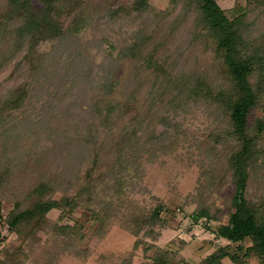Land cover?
I'll return each mask as SVG.
<instances>
[{
  "label": "trees",
  "instance_id": "16d2710c",
  "mask_svg": "<svg viewBox=\"0 0 264 264\" xmlns=\"http://www.w3.org/2000/svg\"><path fill=\"white\" fill-rule=\"evenodd\" d=\"M65 16H71L68 22ZM115 25L118 34L121 29L130 31L108 38L106 30H116ZM87 28L103 31L96 43L81 42ZM91 47L103 51L97 69ZM64 48L67 53L62 61ZM20 52L15 67L27 62L29 79L11 86L0 98V126L6 122V113L22 109L33 83L51 80L56 86L52 101L60 102L59 110L65 107L62 112L69 114L71 128L68 132L48 129L53 142V150L48 151L55 156L70 145L76 164L75 168L67 166V172L78 177L87 165V180L74 194L55 197L57 184L41 177L4 213L1 186L9 170L5 166L0 171V231L7 226L21 242L4 245L0 264H26L29 252L42 240L41 231L50 228L59 236L52 245L42 246L39 264H58L65 251L83 255L81 242L87 237L83 225L62 220L72 217L82 200L89 208L95 198V180H113L112 186L121 191L127 178H134L142 156L156 155L165 149L167 140L181 133L178 116L204 102L214 106L227 125L207 134L208 152L220 166L213 167L198 190L192 219L216 220L212 231L229 243L219 244L197 264H222L225 257L235 264H248L254 258L264 264V117L253 115L258 106L264 114V0H246L232 8L222 7L218 0H169L164 9L149 0L131 4L121 0H0V69ZM125 58L137 65L121 72ZM43 120L39 125H44ZM228 140L232 142L229 149L218 146ZM46 153L42 150L37 158L44 160ZM252 176L260 187L248 195ZM223 180L233 184L224 204L206 203L205 191L212 186L220 190L216 185ZM163 207L157 203L145 213H123L122 224L134 235L143 232L156 239L155 228L167 222ZM55 208L61 212L49 226V212ZM90 211L98 222L96 233L105 234L106 214ZM223 213L227 221L220 216ZM61 237L65 239L59 241ZM180 248L167 243L151 264H179L175 256ZM134 255L130 252L117 264H135Z\"/></svg>",
  "mask_w": 264,
  "mask_h": 264
},
{
  "label": "rangeland",
  "instance_id": "374dc122",
  "mask_svg": "<svg viewBox=\"0 0 264 264\" xmlns=\"http://www.w3.org/2000/svg\"><path fill=\"white\" fill-rule=\"evenodd\" d=\"M132 1L121 0L125 4H131ZM168 1L149 0L152 5L161 9L166 7ZM218 1L224 8H232L237 3L245 4L246 2V0ZM70 18L71 16L64 17L66 22ZM114 29L116 30H106L108 38L115 39L120 34H128L130 31V28L127 33L121 29V33L118 34L116 25ZM102 33V30L94 31L87 28L81 33L80 40L84 45L87 41L96 43ZM40 46L41 48L45 47L44 43ZM57 52L59 51L57 50ZM22 53L20 52L0 69V98L7 95L11 86L29 79L30 71L27 62L15 67V61L21 57ZM66 53L64 48L63 53L60 54L63 58L62 61H65ZM89 53L93 56L97 69L102 60L103 51L91 47ZM120 65L121 72H127L136 67L137 63L130 58H125ZM41 80L42 84L33 83V90L22 109H14L10 114L6 113V122L0 126V171L5 166L9 169L1 186L4 213H8L13 202L22 199L29 186L41 177L57 184L53 193L55 197L74 194L87 180L84 171L87 165L83 167L78 177L73 176L74 172H67V166L75 168L76 163L73 162L74 157L70 145L64 143L65 139L62 140L66 145L62 144L64 146L57 155H53L54 151L53 153L48 151V149L53 150L51 135H47L50 128L55 127L58 131L66 130L68 132L71 128V120L68 118L69 114L62 112L65 107L59 110L60 102L56 104L52 101L51 97L54 98L56 93L54 92L55 84L45 78ZM61 92L63 93V90ZM70 108L74 109V105ZM55 111L61 113L53 116L51 113H55ZM253 111L254 116L264 117L261 106L255 107ZM41 119H44L42 123L44 125H39ZM178 119L183 125L181 133L167 140L165 149L158 151L156 155L146 153L142 156L139 160L140 164H137L138 169L133 171L134 178H127L128 183L122 185L121 191H117L118 186H112L113 180L111 182L98 181L95 180L97 172L93 174L95 186L92 188V193L95 198L89 204V208L82 200L81 205L73 211L72 217L62 220L63 223L74 224L77 221L76 223L83 225L87 237L81 242V247L85 253L76 256L71 251L62 252L57 261L58 264H117L122 257L129 255L130 252L135 254L133 263L151 264L161 249L165 248L169 242L181 247L175 256V261L180 262L179 264H197L213 252L219 244L229 243V240L219 238L212 231L217 225L216 220H207L206 217H202L198 221L192 219V215L197 209L198 202L194 199L198 195V190L207 181L208 173L214 169L213 167L220 166L212 160L213 156L208 152L210 144L206 140L207 134L211 131H222V128L227 124L223 122L221 116H217L215 107L206 102L194 104L188 113L179 115ZM39 135H41L40 138ZM262 137L261 141H264V130ZM231 145L232 142L228 140L218 146L229 149ZM44 149L47 150L45 159L37 158V154ZM203 173L207 175L205 176ZM256 178V176L250 178L248 195L255 193L260 187L257 185ZM216 186H219L220 190L212 186L211 190L205 191V202L215 200L217 205H223L226 197L228 198L233 191V184L229 180H223ZM157 203L164 206L162 216L166 218L167 222L165 226L155 228L159 233L156 239L144 235L143 232L134 235L122 224L123 213H145ZM92 208L106 214L108 224L103 235L96 233L98 222L90 211ZM60 212L61 209L58 208L49 212V226L58 220ZM220 216L224 221H227V215L223 213ZM40 235L42 240L32 249L34 253L29 252L30 256L26 259V264H39V258L41 259L42 256L40 252L44 248L42 246L52 245L59 236L54 234L52 228L47 232L41 231ZM63 239L61 237L59 241ZM137 241L139 242L136 243ZM20 242V236L8 231L7 226L2 228L0 231V256H3L1 250L5 244L15 245ZM222 264L235 263L225 257ZM248 264H259V262L254 258Z\"/></svg>",
  "mask_w": 264,
  "mask_h": 264
}]
</instances>
